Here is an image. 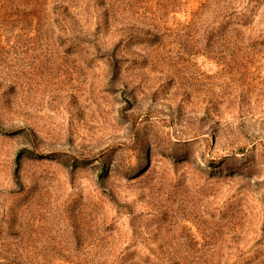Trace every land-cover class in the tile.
<instances>
[{
    "label": "rangeland",
    "instance_id": "obj_1",
    "mask_svg": "<svg viewBox=\"0 0 264 264\" xmlns=\"http://www.w3.org/2000/svg\"><path fill=\"white\" fill-rule=\"evenodd\" d=\"M69 4L0 5V264H264V0Z\"/></svg>",
    "mask_w": 264,
    "mask_h": 264
},
{
    "label": "trees",
    "instance_id": "obj_2",
    "mask_svg": "<svg viewBox=\"0 0 264 264\" xmlns=\"http://www.w3.org/2000/svg\"><path fill=\"white\" fill-rule=\"evenodd\" d=\"M1 9L12 17L30 18V20H54L60 29L65 32L68 29L67 20L74 21L75 17L70 12L69 0H0ZM73 11V10H72ZM243 149L239 152L243 153ZM7 263V262H6ZM9 264V263H7ZM10 264H16L10 262ZM172 264H180L174 261Z\"/></svg>",
    "mask_w": 264,
    "mask_h": 264
}]
</instances>
